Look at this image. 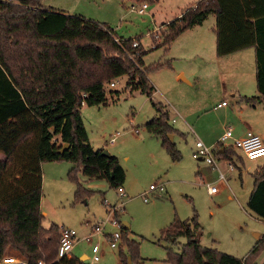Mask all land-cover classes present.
Masks as SVG:
<instances>
[{"label":"trees","instance_id":"obj_1","mask_svg":"<svg viewBox=\"0 0 264 264\" xmlns=\"http://www.w3.org/2000/svg\"><path fill=\"white\" fill-rule=\"evenodd\" d=\"M210 15L215 18L217 58L254 49L257 96H243L241 101L264 104V0H199L162 26L161 43L154 48L163 47L167 53L172 42ZM135 40L124 39L105 23L44 8L41 0H0V261L11 250L26 264H88L75 257L56 261L59 228L40 225L41 166L69 163L66 177L75 184L77 199L86 192L77 174L88 181L106 180L111 189L122 187L123 168L116 157L90 145L81 108L105 105L106 87L123 76L126 89L152 98L154 88L147 75L171 66L167 61L145 67L142 57L147 51L139 41L132 47ZM152 106L156 115L143 128L178 162L180 152L167 137L175 133L169 111L160 102ZM215 149V157L229 165L243 161L234 146L217 143ZM252 179L246 209L264 224V166L254 171ZM113 216L120 223L117 211ZM120 233L128 251L127 256L119 253L121 264H141L139 244L130 238V230L122 224ZM201 234L195 212L190 219H174L158 240L165 244L166 262L256 264L264 244L263 234L245 257L237 258L201 246ZM180 238L185 242L175 251Z\"/></svg>","mask_w":264,"mask_h":264},{"label":"rangeland","instance_id":"obj_2","mask_svg":"<svg viewBox=\"0 0 264 264\" xmlns=\"http://www.w3.org/2000/svg\"><path fill=\"white\" fill-rule=\"evenodd\" d=\"M194 1L160 0L151 4L147 0H41L44 8L105 23L124 39H136L135 42L139 41L147 51L142 57L145 67L167 61L171 66L147 75L155 89L151 99L138 91L126 89L127 78L123 76L115 80L113 88L106 87L105 105L82 106L81 116L90 145L94 150H105L116 157L125 172L121 188L123 196L120 197L116 189H111L106 180L88 181L77 174L82 189L86 191L81 199H77L76 186L66 177L71 165L67 162L46 163L45 166H61L62 169L50 171L45 182H42L39 206L42 228L54 224L59 229L74 231L76 239L81 240L93 235L94 227L113 220L110 210L117 208V212L122 214L120 223L117 226L106 224L103 232H120V225L126 223L131 232L130 238L139 244L141 264H168L165 244L158 242L160 232L174 219H190L194 212L203 229L201 243H209L213 236L221 237V244H213L214 248L228 255L236 254H229L228 248L222 251L221 245L232 246V242H240L237 255L243 258L255 245L258 239L256 235L264 234V224L246 209L252 190V174L264 166V157L253 161H235L232 169L227 162L217 158V168L205 164L203 159L192 158L193 145L197 140L193 132L205 146H209L205 142L206 135L211 137L213 131L223 134L227 129L226 120L220 117L216 109L217 103L224 100L231 108V103L239 100L237 90L249 96L256 95L254 58L246 61L242 67L234 64V70L222 71L221 76L216 78L211 70V66L215 65L214 59H211L215 54L213 43L210 56L207 46L196 56L185 54V37L175 41L167 53H164L163 47L154 48L161 43L160 26ZM143 3L148 9L142 15L129 10L130 5L139 8ZM213 24L214 17L210 15L204 22V29L210 33ZM154 27L159 28L152 31ZM203 68L205 70L201 74ZM152 102L163 103L169 111V123L175 130L171 134V142L181 156L178 162H173L160 147L159 140L143 128L156 115ZM206 103L212 112L205 114L206 106L201 105ZM261 111L259 108L258 112ZM207 126L210 131L206 130ZM249 133H257L263 139L259 130ZM200 135L205 138L202 139ZM111 138L116 139L113 144L109 143ZM229 143V139L224 142L226 145ZM237 154L243 157L239 150ZM66 165L67 169H64ZM222 165L231 171L225 172ZM220 172L225 181L219 180ZM161 184L165 189L163 193L148 192L151 185L159 187ZM207 186H215L218 192L210 195ZM145 191L147 194L142 198L140 195ZM144 199L147 201L144 202ZM184 242L185 239H178L173 249L179 251ZM91 244L99 246L100 264H121L119 253L126 256L128 253L124 243L119 242L115 249H111L108 239L98 235L90 243L80 241L72 251L73 257L79 258L83 254L91 256ZM247 245L250 246L247 248ZM16 256L13 251L7 250L2 259H18ZM263 261L264 244L257 254L256 264Z\"/></svg>","mask_w":264,"mask_h":264},{"label":"crops","instance_id":"obj_3","mask_svg":"<svg viewBox=\"0 0 264 264\" xmlns=\"http://www.w3.org/2000/svg\"><path fill=\"white\" fill-rule=\"evenodd\" d=\"M199 0H196V2L194 1V3H191L188 5V7H186L185 9H183L182 11H180L179 14H177L176 16H173L171 19H168L165 21V23H163L160 28L162 26H165L167 25L168 23H170L171 21L179 18L182 13L187 9V8H190V7H193ZM193 2V1H192ZM145 4V3H143ZM146 9H148V7H146ZM145 9V10H146ZM59 12H63V11H59ZM65 14L68 15V13L66 12H63ZM134 13V12H132ZM76 16H81V15H76ZM83 17V16H82ZM214 17V16H213ZM85 18V17H84ZM105 19V18H104ZM100 23V22H98ZM214 23H215V18H214ZM214 26V24H213ZM159 27H154V29H152V31H155L157 30ZM163 28V27H162ZM161 28V29H162ZM211 30V34L209 32H207L205 29H204V23L200 26H197L185 33H183L182 35H180L175 41H177L178 39H180L181 37H185L183 38V52L185 54H188V55H194L196 56L197 54H201V52L205 49V47L207 46V50L209 52V55L210 56V51H211V45L213 43V47L215 46V33L213 30V28L210 29ZM151 31V32H152ZM263 32H264V27H263ZM188 35V36H186ZM122 37V36H121ZM124 38V37H123ZM174 41V42H175ZM172 42L171 45L174 43ZM140 44V42H139ZM141 45V44H140ZM170 45V46H171ZM170 48V47H169ZM253 58H255V55H254V49L253 48H249V49H245V50H242V51H239V52H236L234 54H231V55H228L226 57H223V58H217L216 55L214 54V56L211 58V59H214V63L215 65L214 66H211V70L213 72V74L216 76V78H219L221 76V72L222 71H231V70H234L233 69V65L238 63L240 67L244 66L245 65V62H250ZM255 64V63H254ZM210 66V65H208ZM205 68L202 69L201 71V74L204 72ZM184 74V72H183ZM178 77H180L182 79V81H184V78L181 76V75H178ZM154 88V87H153ZM155 91V89H154ZM236 92H238V98L239 100L235 101V102H232L231 103V108H228L229 107V103H226L225 106H221V107H218V104L222 103V102H225L224 100H221L219 103H217L216 105V109H218L219 113H220V117H223L224 121L226 120V124H228L226 126V131L230 128L231 131H232V137L229 139L230 143L228 145L224 144L225 146H232V144L236 141V140H239V139H242L244 138L249 132L253 131V130H259L261 131L262 133V141L264 143V104H257L255 106H250L244 102L241 101V97H255L257 96V92H256V87H255V92H256V95L255 96H249V95H246L243 93V91H239L237 90ZM234 95V94H233ZM232 95V96H233ZM218 100V99H216ZM208 103L206 104H203L201 106H206L205 110L203 111L205 114L206 113H209V112H212L209 110V107L207 106ZM208 108V109H207ZM261 108L262 111L261 112H258V109ZM184 113V112H183ZM259 124V125H257ZM206 126V125H204ZM206 130L210 131V127L207 126L206 127ZM225 131V132H226ZM224 132V133H225ZM223 133V134H224ZM193 136L195 137V140H200L202 143L203 141L196 135L195 132L192 133ZM222 132H216V131H213L212 133V136L209 137L206 135V140L205 142H207L209 144L210 147L212 146H215L221 136L223 135ZM119 134L117 133V136ZM150 135V134H149ZM221 135V136H220ZM255 135H257V133H255ZM152 136V135H151ZM202 139H204L205 137H203L202 135H200ZM259 136V135H258ZM211 138V140L209 139ZM113 139V142H110L109 140V143L110 144H113L115 142V138H111ZM157 139V138H156ZM204 144V143H203ZM208 146V147H209ZM161 147V146H160ZM162 148V147H161ZM215 148V147H214ZM193 150H194V145H193ZM192 150V152H193ZM238 151V150H237ZM244 157V156H243ZM244 160H247L245 158H243ZM194 159V158H193ZM201 160L203 158H200ZM194 160H199V159H194ZM204 161V159H203ZM247 161H250V160H247ZM243 162V161H242ZM205 164H207L205 161H204ZM45 164H43L41 166V171H42V182L44 180H46L47 178V175L49 174L50 171H53L55 169H62L61 166H45ZM208 165V164H207ZM210 167H212L211 165H209ZM235 166V165H234ZM223 169H225L224 171L229 173L231 170H229V168H226L225 166H221ZM71 168V167H70ZM69 168V169H70ZM64 169H67V165L64 166ZM68 169V170H69ZM220 171V170H219ZM225 181V178L224 180ZM163 185V184H162ZM123 186V185H122ZM164 187V185H163ZM122 188V187H121ZM165 191V189H164ZM163 191V192H164ZM207 191H208V186H207ZM149 192V190H148ZM209 193V192H208ZM145 194H147V192L145 191L144 193H142L140 196L142 198H144ZM210 194V193H209ZM210 195H214V194H210ZM248 200V199H247ZM147 201V200H146ZM144 201V202H146ZM247 203V202H246ZM121 212H119V217L121 218ZM255 218V217H254ZM256 219V218H255ZM257 220V219H256ZM259 221V220H258ZM261 222V221H260ZM262 223V222H261ZM124 226H125V223H122ZM128 226V225H127ZM129 229V226L127 227ZM104 231V230H103ZM203 231V229H202ZM110 233H102V234H98V235H103L105 238H106V235H108ZM98 235H93L89 240H85L86 237L82 238L81 240H75V243H74V246L69 254V258L73 257L72 255V251L74 250V248L79 244V242H87V243H90L92 242V239L95 237V236H98ZM202 235H200L199 237V243L201 246L203 247H207V248H213V249H216L214 248V245L213 244H221V237H212L210 242L209 243H201V239H202ZM89 236V235H88ZM260 235H256V238H258ZM94 245V244H91V246ZM119 245V244H118ZM222 247L220 248L222 251L225 249V248H228L227 250L229 251V254H231V252H234V254L236 255H232L234 257H237L239 258L237 255V253L239 252L240 250V242H232V246H229L228 244H225V245H221ZM250 245H247V248L249 247ZM223 248V249H222ZM111 249H115V248H111ZM219 249V250H220ZM225 252V251H224ZM89 255H86V254H83L79 257V259H82L83 261H86L88 260V257ZM101 258V256H100Z\"/></svg>","mask_w":264,"mask_h":264},{"label":"built area","instance_id":"obj_4","mask_svg":"<svg viewBox=\"0 0 264 264\" xmlns=\"http://www.w3.org/2000/svg\"><path fill=\"white\" fill-rule=\"evenodd\" d=\"M147 5L142 4L141 7L137 8L135 5H130L129 10L131 12L137 11L139 15H142L144 10L146 9ZM137 42L132 43V47H136ZM115 86V81H112L109 84V87L113 88ZM226 102H222L218 104V107L225 106ZM232 137V131L229 128L220 138L218 143H221L224 145V142L227 141ZM110 142H113V139H110ZM225 146V145H224ZM232 146H234L237 150H239L245 159L253 161L258 158L264 157V143L261 140V138L257 135L248 133L244 138L236 140ZM215 148L214 147H208L205 146L200 140H196L194 143V150L192 152V158L194 159H200L203 158L204 161L211 165L214 168H217L216 160H215ZM218 160V159H217ZM232 165H229L230 169ZM224 175L220 172L219 174V180H223ZM118 194L120 197H122V189H117ZM157 193H163L164 187L163 185H159V187H155L151 185L149 187V192ZM208 192L210 194H216L218 192V189L215 186H208ZM146 201V199H144ZM118 209H111L110 214H114V211H117ZM108 223H111L112 226H117L119 223L117 220H107L105 223L101 224V226H96L93 229V235L102 234L104 230V226ZM121 226V225H120ZM121 228V227H120ZM60 239H59V245L57 250V259L56 261L62 259V258H69V254L74 246L75 240H76V234L72 230L68 229H59ZM93 235H89L85 238V240H89ZM106 239L109 241L110 248H116L117 243L121 240V233L120 232H113L108 235H106ZM0 264H26L24 261L15 259V258H4L0 261ZM38 264H44L42 262H39ZM88 264H100V253H99V246L97 244L92 245L91 247V256L88 258Z\"/></svg>","mask_w":264,"mask_h":264},{"label":"water","instance_id":"obj_5","mask_svg":"<svg viewBox=\"0 0 264 264\" xmlns=\"http://www.w3.org/2000/svg\"><path fill=\"white\" fill-rule=\"evenodd\" d=\"M167 137H168V139H169L170 141H172V137H173V136H172L171 134L167 135ZM66 147H67V146L65 145V146L63 147V149L66 148ZM103 154H104V155H109L108 152L105 151V150L103 151ZM125 227H126V228L128 227L126 223H125ZM79 260H80V261H83L82 259H79Z\"/></svg>","mask_w":264,"mask_h":264}]
</instances>
